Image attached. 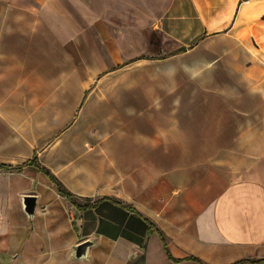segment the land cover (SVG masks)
<instances>
[{"label": "crops", "instance_id": "0c3cea01", "mask_svg": "<svg viewBox=\"0 0 264 264\" xmlns=\"http://www.w3.org/2000/svg\"><path fill=\"white\" fill-rule=\"evenodd\" d=\"M185 58L239 76L241 89H199L243 97L225 149L171 168L169 147L94 134L99 84ZM87 241L88 260L74 259ZM191 258L264 264V0H0V264Z\"/></svg>", "mask_w": 264, "mask_h": 264}, {"label": "rangeland", "instance_id": "374dc122", "mask_svg": "<svg viewBox=\"0 0 264 264\" xmlns=\"http://www.w3.org/2000/svg\"><path fill=\"white\" fill-rule=\"evenodd\" d=\"M217 45L224 46V40L214 46ZM238 77L222 71H201L192 58L138 65L98 85L89 120L95 124L96 135L136 133L139 143L144 142L140 138L148 139L139 148L153 145L155 154L169 147L171 168L193 163L198 155H207L211 147L225 149L226 136L234 130L233 122L242 116L233 107L241 105L243 97L209 96L206 92L214 91L199 89L218 87L219 93L227 92L226 88L241 89ZM122 123H129L131 128H124ZM214 132L218 137L216 145L211 144ZM183 153L184 157L178 156ZM82 260L87 261L88 255Z\"/></svg>", "mask_w": 264, "mask_h": 264}, {"label": "water", "instance_id": "95a60500", "mask_svg": "<svg viewBox=\"0 0 264 264\" xmlns=\"http://www.w3.org/2000/svg\"><path fill=\"white\" fill-rule=\"evenodd\" d=\"M36 201H37V198L34 196H25L24 197L25 211L29 217H33V215L35 213ZM91 245H92V243L89 241L78 245L76 250H75V257L77 259L86 258L88 249Z\"/></svg>", "mask_w": 264, "mask_h": 264}, {"label": "trees", "instance_id": "16d2710c", "mask_svg": "<svg viewBox=\"0 0 264 264\" xmlns=\"http://www.w3.org/2000/svg\"><path fill=\"white\" fill-rule=\"evenodd\" d=\"M35 160H36V158H35ZM33 162H34V160H33ZM43 172L51 179V181L53 182V183H55L56 185H57V187H58V191H59V193L61 194V195H63V196H65V197H67L68 199H69V201H71L72 203H74V201L72 200V196H71V194L62 186V184L61 183H59L57 180H56V178L49 172V171H47V170H45V169H43ZM90 206V205H89ZM82 208V207H81ZM161 235V238H162V241H163V244H164V247H165V251H166V253H167V255H168V257H169V260L171 261V262H174V263H181L182 261H179V260H175V259H173V257L171 256V253H170V251H169V248H168V245H167V242H166V240H165V238L163 237V235L162 234H160ZM188 260H190V261H195V262H197V263H199V264H203L202 262H200L199 260H196V259H188ZM242 263V262H241ZM253 263H257V262H253ZM240 264V263H239Z\"/></svg>", "mask_w": 264, "mask_h": 264}]
</instances>
